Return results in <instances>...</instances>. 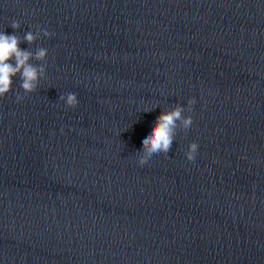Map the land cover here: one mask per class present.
I'll use <instances>...</instances> for the list:
<instances>
[{
  "label": "clouds",
  "instance_id": "9594fccd",
  "mask_svg": "<svg viewBox=\"0 0 264 264\" xmlns=\"http://www.w3.org/2000/svg\"><path fill=\"white\" fill-rule=\"evenodd\" d=\"M18 21H13L11 28L20 29ZM52 35L46 29H39L35 33L29 31L22 39L14 33L9 35L0 32V98L5 97L12 89L14 78L19 76L21 80L20 87L24 95L17 94V101H22L25 96L37 90L41 79L46 77V59L48 50L38 48L34 53L27 49H22L20 44L27 42L33 44L40 38H49ZM32 60L42 62L39 65L31 63ZM68 108L78 107V98L75 93H66L59 96ZM196 103L195 98L187 101V111H192V106ZM186 109L181 105L161 112L152 125L151 132L142 140V148L137 153L139 166L143 167L153 159L169 156L173 149L174 140L178 129L188 130L193 124L191 115H184ZM63 131V129H61ZM198 152V144L191 142L185 151V157L188 161H195Z\"/></svg>",
  "mask_w": 264,
  "mask_h": 264
}]
</instances>
